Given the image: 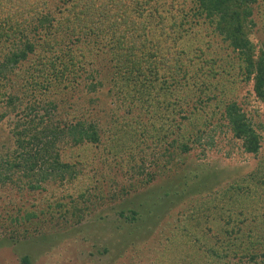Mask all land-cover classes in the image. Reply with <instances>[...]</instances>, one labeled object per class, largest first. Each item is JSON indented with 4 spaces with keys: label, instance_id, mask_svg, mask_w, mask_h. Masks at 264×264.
I'll use <instances>...</instances> for the list:
<instances>
[{
    "label": "trees",
    "instance_id": "1",
    "mask_svg": "<svg viewBox=\"0 0 264 264\" xmlns=\"http://www.w3.org/2000/svg\"><path fill=\"white\" fill-rule=\"evenodd\" d=\"M180 2L179 8L167 0H0V124H5L8 135L0 146V193L15 186L19 200L4 203L0 196V239L22 241L45 226L56 231L79 223L90 203L101 199L88 182L83 188L77 182L99 146L118 171L141 175L142 150L133 153L130 141L136 132L132 122L138 123L142 115L140 135L152 133V139L169 140L159 154L157 172H147L141 186L120 184L119 201L131 194L130 200L142 194L148 200L144 204L135 200L134 208L128 199L118 211L122 221L115 238L120 248L125 247L123 254L152 249L154 257L146 264H177L188 249L191 264H200L195 261L200 255L210 264L233 260L264 264V207L262 213H255L252 204L260 200L264 206L262 136L236 99L222 98L223 91L214 82L222 71L219 60L204 57L203 51L194 58L183 56L187 47L181 45L193 30L205 28L230 50L231 58L222 67L225 73L233 70L240 80L250 82L254 96L264 103V44L252 40L257 0ZM263 10L259 9L260 18ZM176 45L180 49L171 51ZM84 52L94 54L95 61L106 53L114 94L128 108L129 118L120 120L127 136L116 131L112 145L102 141L103 114L93 94L103 83L95 66L83 73L88 56ZM26 59L30 64L19 77L21 86L15 67ZM78 95L81 100L72 101ZM68 100L73 111L65 106ZM135 112L137 118H131ZM214 124L224 126L243 151L258 158L259 166L243 185L230 183L192 206L185 205L174 226L153 238L160 228L155 220L165 216L158 209L169 210L167 203L182 201L181 194L187 191H205L200 177L169 180L156 193L150 189H155L153 181L156 176H176L180 169L167 171L182 165L183 156ZM155 131L162 135H153ZM114 177L111 186L118 185ZM196 180L199 183L193 187ZM52 182L61 197L44 200V195L50 197L45 185ZM150 215L156 218L150 221ZM123 254L118 252L117 257ZM134 259L130 256V261ZM21 261L28 263V257Z\"/></svg>",
    "mask_w": 264,
    "mask_h": 264
},
{
    "label": "rangeland",
    "instance_id": "2",
    "mask_svg": "<svg viewBox=\"0 0 264 264\" xmlns=\"http://www.w3.org/2000/svg\"><path fill=\"white\" fill-rule=\"evenodd\" d=\"M167 1L179 8L181 7V0ZM54 4L55 3L50 4L49 7L52 8ZM255 6L253 19L256 21L257 25L254 27L252 40L254 43L262 45L264 44V18H260L259 14L261 13L259 9L262 10L264 4L262 0H257ZM198 28L193 30L186 37L187 40L184 44H181L187 47V51L183 56L189 55L194 58L196 56L195 54L198 55L200 51H203L204 57H214L219 60L218 62L220 63L219 65L222 71L220 75H217V78L214 79V82L217 83L218 89L223 91V99H236L248 117L253 120L255 127L262 136L260 153L262 156L261 158L264 159V103L254 96L250 82L246 83L240 80L241 76L239 77L233 70L230 71V73H225L222 69L227 59L231 58V54H229L230 50L226 49L224 44L216 36H210L205 28ZM84 46L88 47L87 44ZM76 47L78 46L74 45L73 48ZM79 48L83 50L82 47L79 46ZM175 48L177 50L180 49V47L176 45L171 48V51L175 52ZM80 53H83V51ZM84 54L87 53L84 52ZM104 54L106 53L98 55L96 61L94 60V54H87L88 56L85 57L83 61L85 65L83 73L88 74L91 72L93 66L98 69V79L103 84L93 94L97 98L98 103L96 106L100 110V115L103 114L99 121L102 132H104L102 141L105 145H112L114 143L112 135H114L116 131H119L117 135L121 137L127 136L126 128L124 124L120 123V120L124 117L129 118V116L125 114L128 108L119 101L120 97L114 94L116 90L112 87L110 80L111 75L108 70L106 59H104V57H106ZM29 64L30 61L26 59L15 67L16 75L18 76L16 82H19L18 84L21 83V86L23 80L20 82L21 78L19 77L24 73L25 68L28 67ZM82 77L85 78L86 76L83 74ZM164 79L167 83L170 81L166 73L164 74ZM16 82H14V84ZM15 86L16 89H18L17 85ZM3 89L4 88L1 90ZM173 90L174 89H171L169 92L172 93ZM50 97L52 98L53 95H50ZM80 98H82L80 95L75 96V98L72 97V101H80ZM65 104V106L68 107L71 104V100L66 101ZM71 107L72 106H69V108ZM132 116L131 118H137L136 116H138V114L135 112ZM142 117V115H139V119L141 118V120L138 123L132 122L134 125H132V130L134 129L136 132L133 134L134 137L131 139L130 145H133L131 148L133 153H138L139 150H142L139 153L142 157L139 161L143 166L141 170L143 173L138 175L137 171L136 175H133L127 171L121 172L119 170V172L114 161L110 157H106V155L102 153V147L99 146L100 148L97 149V155L95 154V156L92 157V163L82 168L83 172H81L77 182L81 188H83L85 184L87 185L88 182V185L91 186L90 189L95 191L101 199H94V201L90 203L89 209L83 219L79 223L74 224L72 229L62 228L61 230L54 231L51 226H45L41 230L37 229L36 231H31V237L22 241L0 239V264H146V260L154 257L152 249H149V251L144 250V253L140 251V253H138L137 249L128 250L129 252L126 251L127 253L123 254L124 252H122V250L125 247L120 248L122 245L117 241L118 239L115 238L117 226L121 224L120 220L122 219L118 211L124 207L126 202H129V198L132 199L130 197L132 194L129 195L128 199L124 202L117 199L120 198L118 197V189L120 188L121 182L126 185L132 183V186H141V181L145 179V174L147 172H157L156 165L160 164L159 154L163 152V148L166 147L169 140H164L162 136L157 140L152 139V133L140 135V131L144 128L142 125ZM214 126L217 125L214 124L211 127L215 128ZM211 127L207 131L208 134H204L201 138L200 144L196 143L192 149L183 156L184 165H180L178 168L173 169V171H167L175 172L176 169H180L177 171L179 173L176 176L165 178L156 176L155 182L153 181L154 184H152L155 189L150 188L153 190L152 193L162 191L160 186L166 185L169 180H189L193 177L195 179L200 177L202 187L205 188V191H202V193L190 194L187 191L186 194H181V197H184L181 198L182 201H175V203H173L175 204L174 206L171 203H167L168 206L165 207L170 208L167 211L158 209V214L165 216L162 217V220H155L159 223L160 228L158 229L159 231H156L153 238L158 237L157 234L161 236V233H159L160 230L166 233L168 232L167 229L174 226L175 221L173 220L177 218L176 216L181 213L185 205L192 206L194 201L202 200L203 196L208 192L219 190L223 187L225 188L226 185L230 183H239L243 185V183L248 180V174L259 166L258 158L243 151L240 142L232 137L224 126L216 127L215 130L213 128L211 129ZM4 128L5 124H0V146L6 143L8 139V135ZM156 133L159 136L162 135V133L158 131H155L153 135L156 136ZM167 172L165 173L167 174ZM112 175L115 176L114 180L118 181V185L114 184L117 186L110 185V177ZM197 183H199V180L195 181L193 187H196ZM45 187L48 188L49 192H47V194L49 193L50 197L44 195V200L53 197H61L60 195L62 193L58 190L59 187L53 185V182L51 184H46ZM114 187L115 189H112V192L109 188ZM42 194H44V192ZM29 195V198L32 197V194ZM39 195L40 194H36V196ZM0 196L4 203H11L13 199L19 202L18 192L15 186H7V188L1 191ZM135 200H138L142 204L148 202V200L143 198V194L139 196L136 195L133 200H130V202L133 201L134 208L136 203ZM254 201L252 204L255 206V213H262V207L264 206L261 201ZM142 210L143 209H139L140 212H142ZM150 218H156V216L150 215L149 219ZM163 224L164 226H162ZM117 238H119V236H117ZM104 248H107V250L104 251ZM189 251L188 249L184 251V258L181 259V261L177 260V264H191L192 251ZM118 252L123 254L120 258L117 257ZM24 256L28 257V263L21 261V258ZM130 256H134L136 262L130 261ZM195 261H199L200 264H210L208 261L206 262V259L201 257V255L200 258H196ZM233 261L227 264H234L236 262L235 260ZM236 264H241V262L237 261Z\"/></svg>",
    "mask_w": 264,
    "mask_h": 264
}]
</instances>
